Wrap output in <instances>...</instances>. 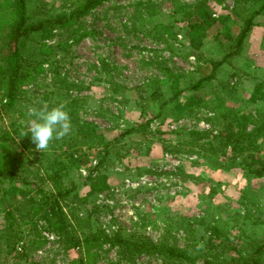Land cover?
Instances as JSON below:
<instances>
[{
	"label": "rangeland",
	"instance_id": "rangeland-1",
	"mask_svg": "<svg viewBox=\"0 0 264 264\" xmlns=\"http://www.w3.org/2000/svg\"><path fill=\"white\" fill-rule=\"evenodd\" d=\"M71 1L30 0L27 10L37 19L45 10L68 11ZM261 1L104 0L41 40L46 53L31 55L40 64L26 93L0 112L6 143L22 150L14 128L28 130L27 109L39 102L71 105L118 141L107 150L86 145L62 177L64 189L73 187L57 198L80 244L67 247L41 213L16 219V249L28 253L6 264H171L157 252L115 244L116 236L189 250L193 261L178 264H204L213 255L222 264L238 258L245 234L263 235L264 175L248 178L240 161L264 145V14L211 76L212 63L231 51L242 19ZM237 116L255 130L247 151L220 144L225 123ZM191 132L210 133L203 149L171 151ZM36 151L30 156L39 157ZM54 155L38 166L35 181L45 190L54 183L46 171ZM220 241L225 252L214 246Z\"/></svg>",
	"mask_w": 264,
	"mask_h": 264
},
{
	"label": "trees",
	"instance_id": "trees-1",
	"mask_svg": "<svg viewBox=\"0 0 264 264\" xmlns=\"http://www.w3.org/2000/svg\"><path fill=\"white\" fill-rule=\"evenodd\" d=\"M29 1L0 0V101H4L0 105V112L2 109H8L20 103L22 96L26 93L25 90L27 89L24 86L27 81L35 76L40 64V59L36 60V57L31 55L45 52L41 40L50 35L54 28H71L73 22H79L85 14L104 0H72L68 11L53 13L44 9L45 14L37 19H33V15L28 13ZM44 7L46 8V4ZM258 14H264V0L247 17L242 19L243 27L238 31L231 51L225 55V58L212 63L211 76L222 63L227 61L229 56H234L239 52L241 44L248 38L252 29L253 19ZM202 82V79H199L195 87L197 88ZM66 110L71 119V133L61 140L52 141L47 150L38 154L39 157L30 156L37 151L33 149L35 145L31 141L30 133L21 136L22 132H27L24 128H14L13 131L14 134L18 133L22 137V150L20 151L12 149L6 143V137L0 133V217L2 218L0 224V264H6L8 258L20 260L27 255L28 251L25 248L24 250L16 249V243L22 239V236L19 235V231L15 227V220L25 221L39 213L63 235V241L67 247L80 244L78 236L67 228L66 216L57 198L58 195L69 193L73 187L72 185L70 188L64 189L61 183L62 177L68 167L77 165L79 158H76L75 154L79 150L85 148L86 145L90 147L102 145L103 149L107 150L118 141V137L108 140L93 123L82 121L77 110L71 105H67ZM242 122L243 120L238 116L229 118L220 135L223 137L220 144L222 146L230 145L233 152L240 149L247 151L251 147L248 143V137L255 130L247 131ZM208 135H210L209 132H191L185 139L169 146L173 152H179L183 150V147H186L184 150H189L192 147L203 149L206 145L203 139ZM1 138H4L5 143L1 141ZM216 148H219V144L216 145ZM263 148L264 145H257L254 151L256 155L251 153L249 156L241 158L240 162L246 164L242 169L247 171L248 178L264 175V154H259ZM57 150H61V157L56 154ZM50 154L55 155L46 171H50L48 175L54 183L45 190L35 180L42 159ZM52 187L56 188L55 192L51 189ZM97 187L102 188L94 185L93 189ZM46 208H49L48 212L45 211ZM50 213L52 216H49ZM211 230L216 237L222 236L220 230L215 226L211 227ZM113 241L117 245L129 249L133 248L137 252L140 250L157 252L171 264L193 261L192 253L189 250L173 244H156L143 239L132 241L119 236L114 237ZM218 245H221V251L225 252L226 244L224 245L222 241L214 244L215 247ZM229 249L233 248L230 247ZM216 260L219 261L213 255L204 264H217ZM236 263L264 264V233L257 237L245 234L244 246L238 249V258H231L222 262V264Z\"/></svg>",
	"mask_w": 264,
	"mask_h": 264
},
{
	"label": "clouds",
	"instance_id": "clouds-1",
	"mask_svg": "<svg viewBox=\"0 0 264 264\" xmlns=\"http://www.w3.org/2000/svg\"><path fill=\"white\" fill-rule=\"evenodd\" d=\"M40 106H30L27 109L28 121L27 132L21 136L31 134V141L36 150H47L54 140H61L72 131L69 112L63 103L49 107L46 102H39Z\"/></svg>",
	"mask_w": 264,
	"mask_h": 264
}]
</instances>
